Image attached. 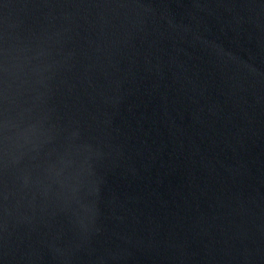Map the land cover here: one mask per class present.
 I'll return each instance as SVG.
<instances>
[{"label": "water", "instance_id": "95a60500", "mask_svg": "<svg viewBox=\"0 0 264 264\" xmlns=\"http://www.w3.org/2000/svg\"><path fill=\"white\" fill-rule=\"evenodd\" d=\"M0 264H264V0H0Z\"/></svg>", "mask_w": 264, "mask_h": 264}]
</instances>
